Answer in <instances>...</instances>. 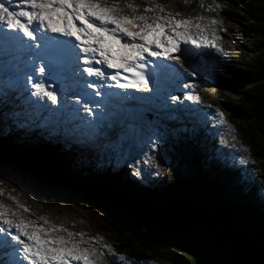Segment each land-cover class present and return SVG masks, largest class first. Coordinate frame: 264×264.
I'll return each mask as SVG.
<instances>
[{"label":"snow or ice","instance_id":"6c2138e0","mask_svg":"<svg viewBox=\"0 0 264 264\" xmlns=\"http://www.w3.org/2000/svg\"><path fill=\"white\" fill-rule=\"evenodd\" d=\"M147 3L151 7L137 13L130 0H0V124L8 130L41 127L50 135L62 130L96 141L127 110L133 99L127 90L147 94L135 97L147 101L170 74L188 75L184 64L189 46L224 51L215 42V18L180 19L156 0ZM190 86L184 84L185 89ZM186 98L205 103L194 92ZM165 99L175 102L179 97ZM217 116L222 119L223 113L217 110ZM148 141L152 149L157 147L151 136ZM59 229L0 204V264H95L96 248L81 247L84 241L74 239L81 233L63 229L67 238L53 234ZM101 247L112 251L110 245Z\"/></svg>","mask_w":264,"mask_h":264},{"label":"trees","instance_id":"16d2710c","mask_svg":"<svg viewBox=\"0 0 264 264\" xmlns=\"http://www.w3.org/2000/svg\"><path fill=\"white\" fill-rule=\"evenodd\" d=\"M241 5L255 53L247 60L249 70L239 72L250 77L234 82L241 89L230 88L243 95L247 112L237 108L249 115L231 112L242 118L237 129L247 152L259 156L255 161L245 166L223 161L209 152L201 131H182L191 146L200 141L203 148L184 159L185 168L176 160L159 187H102L87 171L79 179L60 174L59 163L75 166L71 157L60 149L59 156L46 152L38 142L28 147L22 139L11 140L0 124V165L28 171L48 185L62 182L84 203L105 211L116 251L137 264H260L264 183L257 169L264 177V0H243ZM221 101L216 97L213 104L221 107ZM214 142L218 140L211 141L212 149ZM170 144L176 148L175 140Z\"/></svg>","mask_w":264,"mask_h":264},{"label":"rangeland","instance_id":"374dc122","mask_svg":"<svg viewBox=\"0 0 264 264\" xmlns=\"http://www.w3.org/2000/svg\"><path fill=\"white\" fill-rule=\"evenodd\" d=\"M241 1L243 0H156L158 4L163 5L166 12H178L179 16L177 18L209 17L215 18L217 21L216 27L220 25V33H217V36L222 39L219 45L224 51L220 57L221 60H218L222 71L220 72L217 69V72H220L222 78L214 87L196 80L190 91H188L199 94L205 101L203 104L193 101L195 109H201L202 106H207L208 104L211 105L216 97L221 98V107L211 105L210 110L213 111L214 118L210 119L206 112L201 113L200 110H192V112L172 113L169 117L161 115L156 117L157 123L152 124V120L155 121L153 116L148 120L147 124L143 123L135 128L138 132L134 130V123H131L128 128L130 129V144L127 147L118 148L114 152L109 149L103 152L93 151L92 146H89L91 149L87 150L88 146L86 143H73L71 137L65 144L64 137L66 139L68 135L60 136L59 133L50 135L48 130L41 127H33L30 131L28 129L8 130L5 125L7 132L11 134V140L22 139L28 147H31L35 141H41L45 143L46 152L54 153L57 156H59L57 149L62 150V153L67 154L68 158L71 157L74 160L75 166L59 163L58 171L60 174L73 175L79 179L81 173L84 170H88L87 172L91 178L96 180L102 187L118 185L125 188L130 182L136 185H145L146 188L159 187L165 181L164 175L168 168H174L176 160H181L183 162L182 166L185 168L184 159L189 158V151L192 153L198 150L194 145L191 146L189 144L187 138L180 136V131L184 128H188L190 133L202 128L203 131H208L213 138H217L218 148H216V152L224 160L237 162L243 166L255 161V158H259V156H251L247 152V147L241 140V133L237 129V124L242 121L241 117H248L249 115L244 114L247 109L241 99L243 95L230 90V88L241 89V87L234 85V82L250 77V74L241 77L239 72H247L249 70L247 60L255 53L248 42L251 33L241 9ZM130 2L137 13L143 12L145 6L151 7L150 3L146 4V0H130ZM209 4L212 5L211 9L208 8ZM217 4L221 7H216ZM120 7L125 9V13L131 14L123 3H121ZM145 14L152 16L151 12ZM159 14L164 15V12ZM192 22L195 23L196 21L193 20ZM200 23H207V21L201 20ZM193 31L197 30L193 29ZM211 36L212 33L209 32V37L211 38ZM208 53L212 54L213 51ZM193 73L190 71V75H194ZM186 95L183 100L191 101L186 98ZM237 106L244 109V113ZM231 109H234L241 117L232 114ZM217 110L223 113L222 119L217 116ZM194 113L202 115V117L198 118L193 115ZM168 118L170 119L169 122L165 120ZM40 128L38 136L34 135L32 130L37 131ZM156 132H158L157 138L154 140L157 143V147L152 149L151 141H148L147 144H145V141L148 140L149 136L152 138V133ZM161 134H163V137ZM233 136L236 138L233 139ZM175 139L177 140L176 148H173L174 146L170 144V141ZM242 156L246 158V163L241 161L240 158ZM260 168L258 166L257 174L264 183ZM136 171H140L141 175H134L133 173ZM262 172L264 175V170ZM28 188L32 189L34 204L30 203L33 197L30 196L31 199H27V201L30 200L27 204H25L27 201L17 197L7 201L4 205L11 210L18 211L24 218L40 220L44 224L59 225L60 229L53 234L64 235L67 238V232L62 231L63 229H67L74 234L81 233L82 235H75L74 239L77 241H80V239L84 240L81 243V247L96 248L94 255L95 264H137L116 251V238L107 223L108 215L105 211L97 209L92 203H84L77 192L62 182L48 185L41 178L34 176L30 172L18 171L10 166L0 165V190L5 189L7 194L11 193L13 196L20 190L26 191ZM41 192L42 195L39 194ZM32 193L30 192V194ZM0 199H4L2 191H0ZM18 205H24L29 210L24 211L23 208H18ZM38 208L39 211L37 212ZM45 220L48 223H45ZM91 238L97 239L92 240ZM103 245H110L112 251L109 252L107 248L101 247ZM164 252L166 251L164 250ZM169 262L167 261V263Z\"/></svg>","mask_w":264,"mask_h":264},{"label":"bare ground","instance_id":"6f19581e","mask_svg":"<svg viewBox=\"0 0 264 264\" xmlns=\"http://www.w3.org/2000/svg\"><path fill=\"white\" fill-rule=\"evenodd\" d=\"M201 50L202 51H198L197 50V52H199V55H200V52H203V53H205V52H209L208 50H206V49H203V48H201ZM213 55V54H212ZM214 56V55H213ZM213 62H216V61H214V60H212ZM212 63V62H211ZM212 71H210V73H217V69H219V68H215V66H214V64L212 63ZM176 80V79H175ZM174 80V81H175ZM61 119H63V118H61ZM68 127H71V124H68L67 125ZM49 128H51L52 127V125H49L48 126ZM63 127H64V125L62 124L61 125V129H63ZM121 129L122 130H126V131H129V129L127 128V129H124V128H122L121 127ZM39 130V129H38ZM60 134V136H62V135H64V133H63V131L61 130V132L59 133ZM53 135H56V134H53ZM123 135H125V134H121L120 136H123ZM64 137V136H63ZM72 138V140H73V143H77V144H79V143H81V144H84V143H86V139H83V138H78L77 136H73V135H68V137L65 139V137H64V142H65V144L67 143L66 141H68V139L69 138ZM55 141H57V139H55ZM53 144H55V143H53ZM87 144V143H86ZM123 144V143H122ZM95 147H96V145H95ZM121 147H124V145H121ZM103 148L104 147H100V149L101 150H103ZM32 188V187H31ZM11 189V188H10ZM18 190H19V188H17ZM25 189V188H24ZM14 190H16V189H14ZM32 189H30V188H28L26 191L24 190V191H22V190H20V192H17L16 194H14V195H16V196H12V194L11 193H9V194H7V190H5V189H2V193H3V196H4V199H0V204H6V202L7 201H9V200H13V199H16L17 197L18 198H20V199H22V200H25V201H27V199H31L30 198V196H33V193H32V191H31ZM17 191V190H16ZM22 191V192H21ZM36 191H37V188H36ZM30 192L32 193V194H30ZM35 193V192H34ZM36 194V193H35ZM34 194V195H35ZM39 194H41L42 195V192L41 193H39ZM33 198H34V196L32 197V199H31V202L30 203H32V204H34L35 202L33 201ZM30 201V200H29ZM29 201H27V202H25V204H27ZM22 204H23V202H22ZM40 210H41V208H40ZM37 212L39 211V208L36 210ZM42 212H44L43 210H42ZM46 215V214H45ZM39 216H41V215H39ZM56 216V215H55ZM27 217V216H26ZM49 217V216H48ZM36 219V218H35ZM36 221V223L37 224H44V223H42L40 220H35ZM44 226L45 227H49V226H52L51 224H44ZM63 226V225H62Z\"/></svg>","mask_w":264,"mask_h":264}]
</instances>
